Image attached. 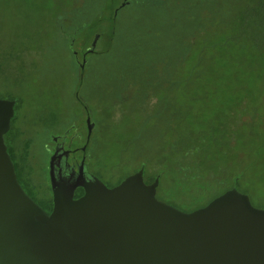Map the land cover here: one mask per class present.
<instances>
[{"label": "trees", "instance_id": "trees-1", "mask_svg": "<svg viewBox=\"0 0 264 264\" xmlns=\"http://www.w3.org/2000/svg\"><path fill=\"white\" fill-rule=\"evenodd\" d=\"M216 1L217 7H209L212 0H186L176 7L177 15L170 17L166 12L170 3L165 0H124L125 5L118 12L133 2L146 6L132 7L126 31L119 13L115 16L114 11L110 13L109 7H104L96 10L90 19L81 21L76 30L65 24L62 16L59 39L74 62L77 55L73 44L79 32L86 33V38L88 34H100L99 42H106L88 54L84 72L76 58L79 82L76 88L82 89L93 58L107 57L115 51L120 39L138 35L135 32L139 29L134 27L140 16H143V25L157 20L159 25L152 29L163 22L179 33L177 28L186 18L187 23L192 22L186 9L200 8L198 26L186 31L177 45L173 46L171 39L165 44L169 46L168 53L178 50L180 54L158 60L144 69L145 77L152 78L153 72L157 81L151 91H136L147 100L141 105L150 110L130 140L142 148L141 165L136 171L145 167L147 183L159 177L157 196L186 210L205 206L234 186L248 193L254 205L264 207V0H246L247 7H232L229 0ZM70 18L68 15L66 20L72 23ZM144 34L152 37L147 29ZM91 41L86 42L85 51ZM162 49L163 44L157 42L154 50ZM76 90L69 91L68 99L76 100L89 111ZM20 105L17 101L16 109ZM67 106L69 110L70 104ZM99 124L96 123V128ZM61 125H65L63 130L59 129ZM34 126L45 132L46 142L55 143L54 137L60 136L63 141L72 138L74 143L80 139L78 130L83 129L84 123L77 117H60L54 113ZM10 132L12 129L6 137ZM21 134L17 132L11 144L8 143L18 177L28 193L50 211L53 208L51 184L41 198L36 195V189H44L43 173L37 172L31 159L36 139L27 137L22 146L16 147L14 141L18 143ZM92 139L93 135L86 151L91 157ZM146 148L155 149L153 157L145 155ZM183 192H188L192 200H181L179 194ZM83 193L84 188L78 187L75 197Z\"/></svg>", "mask_w": 264, "mask_h": 264}, {"label": "water", "instance_id": "water-1", "mask_svg": "<svg viewBox=\"0 0 264 264\" xmlns=\"http://www.w3.org/2000/svg\"><path fill=\"white\" fill-rule=\"evenodd\" d=\"M16 104L0 98V264H264V207L237 186L186 210L157 196L160 178L147 183L144 166L109 186L86 175L85 154L75 178L59 177L56 150L48 212L21 183L6 141ZM86 125L84 151L95 127L89 111ZM78 187L84 193L75 197Z\"/></svg>", "mask_w": 264, "mask_h": 264}, {"label": "rangeland", "instance_id": "rangeland-1", "mask_svg": "<svg viewBox=\"0 0 264 264\" xmlns=\"http://www.w3.org/2000/svg\"><path fill=\"white\" fill-rule=\"evenodd\" d=\"M108 1L110 0H0V98L21 102L13 118L12 132L7 135L6 141L11 144L12 138L20 131L23 134L18 138V143L14 141L16 147L17 144L22 146L27 137L33 136L36 139L31 148V159L37 172L43 173L44 182V189H36L37 198H41L49 190V163L55 143L46 142L48 136L40 131V127L36 129L34 123L49 118L54 113L60 117H77L84 123L83 129L78 130L80 139L73 143L72 138L68 137L65 142L73 147H81L87 138V110L76 100L68 99L71 90L77 89V94L83 98L95 123L89 148L92 157L87 154L86 162L89 173L99 177L107 185L114 186L140 167L142 160L139 153L142 148L132 144L130 140L139 131L150 110L141 105L147 100L136 91H151V86L157 81L153 72L152 78L145 77L144 69L171 55L177 57L180 52L177 50L168 53L169 46L165 44L171 39L173 46L177 45L178 39L186 31H193L199 23L200 8L197 11L186 9L190 11L192 22L187 23L186 18L177 28L179 33H174L163 22L157 29H152L159 25L157 20L143 25V16H140L138 25L134 27V30L139 29L135 32L138 35L120 39L115 51L107 57L93 58L86 74L85 86L82 89L76 88L79 85L76 58L82 61L85 44L93 40L94 35L88 34L89 37L86 38V33L77 34L78 38L73 44L77 55L74 62L72 54L59 39L58 26L64 16V23L76 30L79 23L90 19L96 10L109 7L110 13H116V9L124 3V0H111L110 4ZM184 1L186 0H165L170 3L166 11L170 17L177 15L179 10L176 7ZM229 2L232 7L248 5L246 0ZM217 5V1L212 0L209 7ZM132 7L146 6L133 2L118 12L124 31L127 30ZM68 15L71 16L72 23L66 20ZM101 25L104 26V23ZM146 29L152 37L145 36ZM157 42L163 44L164 49L155 51ZM90 45L91 43L86 49ZM105 45L106 42L102 40L98 44L99 48ZM126 94L125 99H120ZM97 122L100 124L96 128ZM64 128L65 125L59 127L61 130ZM145 150L146 156H154L155 149ZM72 158H81V153L74 152ZM179 197L181 200H192L188 192L179 194Z\"/></svg>", "mask_w": 264, "mask_h": 264}, {"label": "flooded vegetation", "instance_id": "flooded-vegetation-1", "mask_svg": "<svg viewBox=\"0 0 264 264\" xmlns=\"http://www.w3.org/2000/svg\"><path fill=\"white\" fill-rule=\"evenodd\" d=\"M87 58H88V55H87ZM78 61H79V64H81L83 61V58H82V61L81 60H78ZM87 112H88V110H87ZM57 138H58V140L55 141V146H54L53 153H52V154H54V152L56 150H58V154H57L56 159H55V171L59 177L69 178V179L75 178L77 176L78 167L80 165L81 160L83 159L85 154L87 155V152H86L87 150L84 151L82 149V147L85 145L86 141H85L84 145L81 147L73 148L72 145H69V147H70L69 148L68 145L66 144V142L60 139V136H58ZM78 148H79V150L77 152L83 151V152H80L81 158L73 159L72 158V154H74L73 151H74V149H78ZM65 150H68L69 153L65 154L64 153ZM63 159H64V162H63ZM86 160H87V158H86ZM86 175L87 176L91 175L89 173V171L87 170V166H86ZM52 209L50 211L48 210V212H51Z\"/></svg>", "mask_w": 264, "mask_h": 264}]
</instances>
